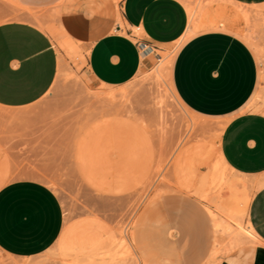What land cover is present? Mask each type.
<instances>
[{"label":"rangeland","instance_id":"obj_1","mask_svg":"<svg viewBox=\"0 0 264 264\" xmlns=\"http://www.w3.org/2000/svg\"><path fill=\"white\" fill-rule=\"evenodd\" d=\"M64 1L0 0V24L40 28L59 55L53 85L40 101L0 109V188L38 181L55 192L63 211L62 232L49 251L31 259L0 254V264H141L135 229L151 202L185 198L225 219L228 183L242 189L240 182L246 188L250 180L219 161L224 124L193 113L175 94L171 72L180 42L152 51L149 64L128 83L98 85L87 75L86 50L64 25ZM183 2L196 32L215 26L207 9L219 21L223 8L232 7L264 73V8L252 11L227 0ZM254 109L264 114V84ZM254 190L250 182L247 192ZM213 239L207 264H217L228 247L227 236L214 233Z\"/></svg>","mask_w":264,"mask_h":264},{"label":"crops","instance_id":"obj_2","mask_svg":"<svg viewBox=\"0 0 264 264\" xmlns=\"http://www.w3.org/2000/svg\"><path fill=\"white\" fill-rule=\"evenodd\" d=\"M227 1L252 11L264 8V0ZM188 8L183 0H65L63 22L86 50L88 77L108 87L131 81L152 51L181 43L171 72L175 94L193 113L224 124L218 155L227 170L255 188L252 194L246 189L249 200L238 219L250 240L229 248L228 239L229 251L217 264H264V114L254 109L264 73L232 7L221 10L219 21L207 9L215 26L199 32L196 24L188 32ZM58 66L46 32L26 22L0 24V109L36 104L51 89ZM207 211L185 198L151 202L135 229L141 264H207L214 233L220 234ZM62 228V206L45 184L23 180L0 188L1 255L38 257L53 247Z\"/></svg>","mask_w":264,"mask_h":264},{"label":"bare ground","instance_id":"obj_3","mask_svg":"<svg viewBox=\"0 0 264 264\" xmlns=\"http://www.w3.org/2000/svg\"><path fill=\"white\" fill-rule=\"evenodd\" d=\"M116 1H118V0H116ZM189 24H190V27H189V31L188 32L194 30V28H195L194 15L192 13L189 16ZM147 50L148 49L145 48V49H143V52H145ZM263 82H264V74H263ZM166 93H168V92H166ZM112 97H114V96H112ZM106 100H107V96H106ZM218 158H219V161L222 164V166L226 169V166L222 162V160L220 159L219 155H218ZM240 185L242 186V189H239V185L237 183H235V182L228 183V189L230 188L229 191H230L231 207L226 212L227 219H228L227 223L223 224V222L220 219H217L216 215L212 211L209 210L211 215H212V217L215 220L216 232L220 233V234H224V235L227 234L229 236V238H228V239H230L229 240L230 241V247L228 246L229 248H233V247H235L237 245L243 244V243L248 242L250 240L248 232L243 230L238 224V219L244 215V212H245L244 211V206L247 204V202L249 200V196L246 193L247 187L245 188V183L244 182H240ZM229 248H226V249L228 250ZM226 251L225 252L221 251V252L225 254Z\"/></svg>","mask_w":264,"mask_h":264}]
</instances>
